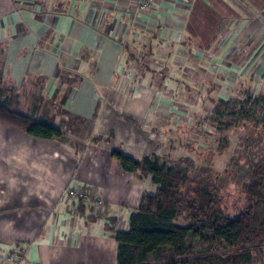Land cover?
I'll return each instance as SVG.
<instances>
[{
    "label": "crops",
    "instance_id": "0c3cea01",
    "mask_svg": "<svg viewBox=\"0 0 264 264\" xmlns=\"http://www.w3.org/2000/svg\"><path fill=\"white\" fill-rule=\"evenodd\" d=\"M134 8L133 0H0V99L61 130L42 138L0 120V264H119L115 231L129 228L152 181L112 151L157 153L169 126L163 118L157 133L158 110L192 98L175 61L213 48L222 22L238 15L236 0H158L155 13L139 16ZM133 55L144 72H131ZM73 182L97 187L110 223L66 198ZM16 248L21 259L7 261Z\"/></svg>",
    "mask_w": 264,
    "mask_h": 264
},
{
    "label": "rangeland",
    "instance_id": "374dc122",
    "mask_svg": "<svg viewBox=\"0 0 264 264\" xmlns=\"http://www.w3.org/2000/svg\"><path fill=\"white\" fill-rule=\"evenodd\" d=\"M250 1L236 0L238 15L222 22L213 48L191 49L188 63H181L179 58L173 62L174 69L190 82L192 98L170 100L166 107L173 111L180 108V119L173 113V118L166 117L169 126L161 131L163 141L156 138L161 144L156 146V152L183 168L190 179L210 183L220 208L229 217H235L246 206L245 178L252 176L253 167L264 161V2L257 0L260 3L256 5L255 0ZM178 52L185 53L182 49ZM130 68L131 72L146 69L136 55ZM158 118L157 133L166 129L158 125L163 120ZM157 186L147 183L144 194H155ZM192 186L185 183L181 193L189 196ZM189 221L187 211L176 220L183 224ZM188 246L193 256L213 250L199 237L188 238ZM215 249L226 254L223 244ZM254 258L252 263L244 264H264V253ZM225 260L222 255L221 264ZM214 264L220 263L216 260Z\"/></svg>",
    "mask_w": 264,
    "mask_h": 264
},
{
    "label": "trees",
    "instance_id": "16d2710c",
    "mask_svg": "<svg viewBox=\"0 0 264 264\" xmlns=\"http://www.w3.org/2000/svg\"><path fill=\"white\" fill-rule=\"evenodd\" d=\"M0 120L37 137L61 136L58 127L12 110L2 99ZM112 154L126 171H142L158 185L155 194H143L139 207L130 215L129 228L115 231L119 264H214L216 260L221 264L222 255L224 264H244L264 253V161L257 163L252 176L245 178L246 206L235 217H229L220 208L210 183L190 179L183 168L171 164L166 157L151 153L138 160L118 148ZM185 183L194 185L188 189L189 196L181 193ZM183 211H187L189 223L176 222ZM190 237L209 243L212 252L193 256L188 246ZM221 244L226 254L215 249Z\"/></svg>",
    "mask_w": 264,
    "mask_h": 264
},
{
    "label": "built area",
    "instance_id": "2783aa9c",
    "mask_svg": "<svg viewBox=\"0 0 264 264\" xmlns=\"http://www.w3.org/2000/svg\"><path fill=\"white\" fill-rule=\"evenodd\" d=\"M135 4V8L133 10L134 16L139 15H150L155 13L156 10V3L158 0H133ZM159 109V108H158ZM170 110V111H169ZM158 112H161L162 118L166 117H172L175 114L178 118V116L182 112L180 108H177V110L171 109H165L163 112L158 110ZM173 113V115H172ZM174 121V120H173ZM66 198L74 205L78 203H83L85 205L86 202H89V213L94 216L95 220L100 221L104 220L105 222L110 223V219L107 218L109 216V213L111 211L110 206L103 200L102 196L99 193V190L95 186H88L81 184L79 182H73L71 183L64 192ZM21 251L19 248L15 249L14 253H8L6 258L7 261H19L21 259Z\"/></svg>",
    "mask_w": 264,
    "mask_h": 264
}]
</instances>
